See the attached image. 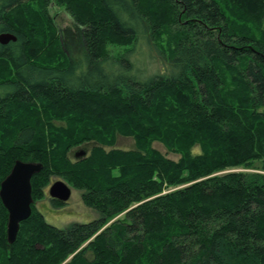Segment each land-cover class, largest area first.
<instances>
[{"label":"trees","instance_id":"obj_1","mask_svg":"<svg viewBox=\"0 0 264 264\" xmlns=\"http://www.w3.org/2000/svg\"><path fill=\"white\" fill-rule=\"evenodd\" d=\"M1 34L0 184L42 169L13 244L0 200V264H264V0H0ZM53 177L98 217L48 224L33 206Z\"/></svg>","mask_w":264,"mask_h":264},{"label":"rangeland","instance_id":"obj_2","mask_svg":"<svg viewBox=\"0 0 264 264\" xmlns=\"http://www.w3.org/2000/svg\"><path fill=\"white\" fill-rule=\"evenodd\" d=\"M47 12L50 18L53 19L55 23V28L57 31V38L59 41V48L62 49L68 56H75L81 50V39L79 37V32L75 26L71 16L64 10L63 7L56 6L54 3H51ZM63 60L57 59L53 65H59ZM148 62V61H147ZM146 62L140 63V66L145 67ZM149 70L152 72V69L149 67ZM116 147L119 149L130 150L134 149V142L130 138H118ZM153 148L158 150L161 154L165 155L167 158L176 160L177 156L172 154H167L166 150L162 145L158 143L153 144ZM90 146H79L74 148L70 154V159L74 160V155L83 151L85 155L88 153ZM81 158V157H80ZM256 164L253 165L251 169L237 168L235 171L240 172H260L255 170ZM55 181H62L56 177L51 178L50 184L45 187L43 190L44 197L40 200L34 202V209L42 214L45 221L57 228H65L69 224H84L88 223L98 217L96 211L88 208L82 201V192L76 189L70 188L71 195L67 203L61 204L60 206H54L50 201L48 196V189L50 185ZM63 182V181H62ZM120 217V216H119Z\"/></svg>","mask_w":264,"mask_h":264},{"label":"water","instance_id":"obj_3","mask_svg":"<svg viewBox=\"0 0 264 264\" xmlns=\"http://www.w3.org/2000/svg\"><path fill=\"white\" fill-rule=\"evenodd\" d=\"M16 37L11 34H1L0 44L7 45L15 42ZM84 155L83 152L79 156ZM42 169L39 163L15 161L10 173L0 184V200L7 211L6 227L7 242L13 244L19 224L31 214L33 199L31 196V178ZM71 195L70 188L62 181L53 182L48 189V196L61 204L67 203Z\"/></svg>","mask_w":264,"mask_h":264},{"label":"flooded vegetation","instance_id":"obj_4","mask_svg":"<svg viewBox=\"0 0 264 264\" xmlns=\"http://www.w3.org/2000/svg\"><path fill=\"white\" fill-rule=\"evenodd\" d=\"M81 152H83V151H81ZM81 152H80V153H81ZM80 153H76V154L74 155V158L79 159L80 157H83V155L79 156ZM83 154H85V153L83 152Z\"/></svg>","mask_w":264,"mask_h":264}]
</instances>
